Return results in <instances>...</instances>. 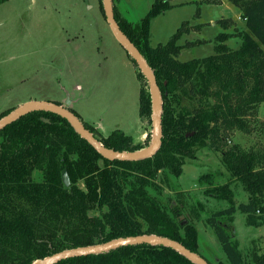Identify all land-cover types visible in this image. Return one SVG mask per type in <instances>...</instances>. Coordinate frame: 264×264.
I'll return each instance as SVG.
<instances>
[{
  "label": "trees",
  "instance_id": "trees-1",
  "mask_svg": "<svg viewBox=\"0 0 264 264\" xmlns=\"http://www.w3.org/2000/svg\"><path fill=\"white\" fill-rule=\"evenodd\" d=\"M229 1L241 9L244 19V29L236 33L239 47L226 44L233 35L226 31L232 21L219 19L224 30L215 36V52L185 61L178 59L182 47L178 40L188 33L189 22L184 21L166 43H149L150 18L170 7L168 0H155L135 23L114 8L116 21L153 69L162 94V140L152 156L104 158L64 117L50 111H31L0 130V264H31L65 249L141 234L177 240L214 264L200 252L195 226L178 219L160 198L161 184L169 176L177 178L184 159L200 145L219 151L248 193L246 200L234 204L227 184L213 183L208 173L199 177L208 183L206 194L231 201L206 222L228 262L246 264L229 228L237 212L246 215L248 224L264 226V145L245 149L228 144V139L235 130L254 131L258 107L264 102V0ZM100 7L104 15L101 0ZM137 76L139 115L151 121L147 81L138 69ZM69 109L108 148L134 151L146 146L121 129L105 135ZM63 169L69 185L62 181ZM56 264L196 263L170 247L143 243ZM249 264H264V252L252 255Z\"/></svg>",
  "mask_w": 264,
  "mask_h": 264
},
{
  "label": "rangeland",
  "instance_id": "rangeland-1",
  "mask_svg": "<svg viewBox=\"0 0 264 264\" xmlns=\"http://www.w3.org/2000/svg\"><path fill=\"white\" fill-rule=\"evenodd\" d=\"M128 22H138L155 0H112ZM170 7L150 18L149 43H166L185 21L188 33L178 40L181 61L215 52V36L223 31L217 23L229 18L226 40L238 48L239 28L244 29L241 9L229 0H168ZM102 3V0H101ZM103 7V6H102ZM214 21V22H213ZM216 22V24H215ZM137 67L113 35L100 7V0H7L0 4V114L19 102L70 98L80 118L108 134L118 128L132 134L137 143L148 145L152 122L139 115L140 81ZM146 89H148L145 85ZM71 105V102H70ZM255 129L247 134L233 131L228 144L245 149L264 145V102L257 110ZM215 184H227L234 204L248 193L236 181L219 151L199 146L184 159L182 173L162 183V202L178 213V219L195 226L199 250L214 264H230L207 224V217L231 201L208 195L202 174ZM35 175V178H38ZM261 212V211H260ZM259 212V213H260ZM231 236L238 240L245 263L264 252V226L246 222L237 212L231 219Z\"/></svg>",
  "mask_w": 264,
  "mask_h": 264
},
{
  "label": "water",
  "instance_id": "water-1",
  "mask_svg": "<svg viewBox=\"0 0 264 264\" xmlns=\"http://www.w3.org/2000/svg\"><path fill=\"white\" fill-rule=\"evenodd\" d=\"M103 11L105 19L118 42L126 50L127 54L135 61L136 67L145 77L151 97V122H152V138L148 145L134 151H119L108 148L98 139H96L91 131H89L83 122L69 109L71 99L68 98L63 103L59 104L50 100H29L15 107L6 115L0 118V130L8 124L14 122L19 117L34 111L44 110L56 113L64 117L74 130L85 139L99 154L104 158L110 160H137L152 156L160 148L162 140V94L157 84L153 69L149 66L146 59L136 47V45L129 39V37L122 31L118 22L115 19L113 1L102 0ZM46 120V119H45ZM61 178L65 185H69L70 180L66 169L61 172ZM151 244L163 245L170 247L180 254L187 257L196 264H210L197 252L191 251L181 242L169 238L167 236L158 234H141L134 236H125L111 239L106 242L95 243L86 246H78L74 248L65 249L43 258L35 259L31 264H56L59 261L72 257H79L90 254H98L107 252L126 245L137 244Z\"/></svg>",
  "mask_w": 264,
  "mask_h": 264
},
{
  "label": "crops",
  "instance_id": "crops-1",
  "mask_svg": "<svg viewBox=\"0 0 264 264\" xmlns=\"http://www.w3.org/2000/svg\"><path fill=\"white\" fill-rule=\"evenodd\" d=\"M214 22V21H213ZM215 24H216V22H215ZM50 101H53V100H50ZM24 101H21V102H19L16 106H14V107H17L18 105H20V104H22ZM26 102V101H25ZM55 102V101H54ZM72 102L74 103V100L72 101L71 100V105H70V108H72ZM115 129H118V128H115ZM114 130V129H113ZM123 131V130H122Z\"/></svg>",
  "mask_w": 264,
  "mask_h": 264
},
{
  "label": "built area",
  "instance_id": "built-area-1",
  "mask_svg": "<svg viewBox=\"0 0 264 264\" xmlns=\"http://www.w3.org/2000/svg\"><path fill=\"white\" fill-rule=\"evenodd\" d=\"M260 211H259V209L257 210V213H259Z\"/></svg>",
  "mask_w": 264,
  "mask_h": 264
}]
</instances>
